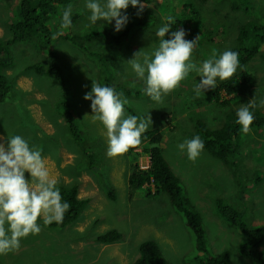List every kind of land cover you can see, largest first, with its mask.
Instances as JSON below:
<instances>
[{"label": "rangeland", "instance_id": "374dc122", "mask_svg": "<svg viewBox=\"0 0 264 264\" xmlns=\"http://www.w3.org/2000/svg\"><path fill=\"white\" fill-rule=\"evenodd\" d=\"M175 2L174 16L180 15L185 2H194L202 7L204 13H208V27L212 28L209 24L224 25L225 38L217 36L213 43H227L225 48L219 49L218 45L209 47L198 36L195 38V47H199V51H193L194 60L203 58L204 53L219 58L220 53L233 47L236 27L245 20V15L248 16L243 12L232 11L229 7L231 4L227 1ZM162 3L161 0H150L149 4H145L144 11L155 12L160 20L167 22L168 16L165 15ZM69 4L73 6L75 14L73 26L61 29L59 23L62 9ZM17 7L21 9L18 0H0V41L10 36V24L18 21ZM48 9L53 13L49 24L53 27L55 36L41 32L29 41L15 42L9 46L8 54L13 58V64L8 68H0V73L11 81V94L7 101L0 104V139L6 145L8 138L13 135L24 137L30 146L41 151L52 178L58 181L57 186L77 182L78 196L87 197L90 202L75 221L62 227L41 226L38 234H29L23 238L18 250L0 254V264H129L140 256L139 245L148 239L158 244L163 264H204L206 257L223 251L229 253L232 264H257L253 258L246 257L239 250V243L244 236L236 226L219 215L216 201L239 210L248 227L264 225V125L251 129L247 134L239 130L236 140L239 150L232 157L235 160L232 167L224 165L218 158H212L205 148L195 161L189 160L186 151L179 150L177 146L196 135V120L204 121L209 128L216 127L219 122L221 124L225 121L226 114L236 112L244 103L254 100L259 105L264 100V56H254L245 66L255 75V94L245 96L247 102L223 93L226 98L232 96L235 101L229 100V107H220L209 90L197 95L195 87L200 82V77L190 72L188 80H184L187 85L181 81L176 89L163 97L164 102L159 104L145 94L143 81L140 85L136 83L140 80L127 62L140 50L150 55L158 47L159 40L154 42L150 38L159 28L153 25L151 17L142 18L144 15L140 14L138 16L142 18L144 26L136 24V15L134 16L130 6L127 14L134 19L130 34L111 46L104 41H111L109 39H114L117 34L114 31V21L112 25L102 22L90 25L84 0H67L66 4H56ZM184 17L186 19L187 15ZM6 19L11 22H5ZM189 22L185 27L179 24L176 27L186 30L191 25ZM95 30L101 33L91 44L84 42L85 51L63 38L66 34L82 37L88 32L95 33ZM146 30L149 34H142ZM186 39L189 40L188 35ZM102 42L110 46L109 54L107 46ZM215 50L218 53L211 54ZM33 64L44 67L42 72L45 73L35 71L31 68ZM50 67L60 71L59 79L47 75ZM120 71L128 75V81L135 82L136 86L142 88L139 95L129 94L124 98L122 93V98L127 100L125 114L142 116L149 113L152 126L160 125L163 128L160 146L164 157L170 169L180 179V184L191 201V207L202 217L206 233L205 253L196 249L194 233L187 226L185 216L175 210L166 193L147 195L148 189L152 193L156 190L153 183L137 188L129 185L132 162H137L138 167L140 164L144 169L150 165L151 159L143 141L136 146L137 150L132 156L129 155L133 151L131 149L115 157L107 154L106 129L99 121L93 120L91 101L85 100L84 96L91 91L93 81L102 85L111 84V79L115 78L113 75H116V80H125L124 77H118ZM187 95H193L197 103L202 105L197 109L202 112V117L181 110L185 106ZM37 99L40 101L36 102ZM130 105L134 109L129 108ZM166 105L172 110L171 114H162ZM257 109L264 113V107ZM57 114H64L65 117L61 118ZM65 119L73 121L82 145ZM81 147L89 153L94 165L91 169L86 167L81 175L73 176L77 177L74 179L69 175V166L77 163L82 166L88 160ZM27 174L25 173V178L30 179ZM109 229H116L121 234L120 239L111 243H99L95 240L98 234ZM249 248L255 254L264 251V238L258 246Z\"/></svg>", "mask_w": 264, "mask_h": 264}, {"label": "trees", "instance_id": "16d2710c", "mask_svg": "<svg viewBox=\"0 0 264 264\" xmlns=\"http://www.w3.org/2000/svg\"><path fill=\"white\" fill-rule=\"evenodd\" d=\"M161 1L163 2L162 6L164 8L165 15L172 16L174 18L172 30L180 29L179 27H176L178 24L181 27H185L187 26V22L190 21V27L186 30L184 29L189 36V40H194L200 36L209 47L218 45L219 49L225 48L227 43H213V40L217 36L221 37L222 39L225 38L224 25L214 26L208 23L212 28L208 27L206 23L208 13H204L202 7L199 4L194 2H185V4L182 5L183 8L181 7L182 9L180 15L174 16L173 14L175 11L173 10V7L176 3L175 0H167L166 2L164 0ZM226 1L231 4L229 7L232 9V11H236L237 13L243 12L248 16L245 15V20L241 21L239 25H237L235 45L229 48L230 50L236 51L238 53L240 61L239 71L234 75V77L226 81H220L216 89L209 90V92L212 93V97L214 98L215 102L218 103L220 107H229L231 106L229 100L235 101L232 96L226 98L225 95H234L235 98H240L241 100H244V102H247L245 96H254L255 75L252 71L246 69L245 66L254 56L258 54L264 56V0H219V2L223 3H226ZM66 3L67 0H18V4H20L21 7L20 10L17 7L18 21L10 24V36L3 41H0V68L2 66L8 68L11 66V64H13V58L8 56V54L10 53L9 46L15 42L29 41L41 32L50 36H55L53 27H50L49 24L53 13L48 8L56 4ZM149 3L150 0H144V4ZM133 11L134 16L136 15L135 23L140 24V26H144V22L141 20L143 17H151L152 22L154 23L153 25L158 27L166 23L160 20L155 12L143 11L142 14L144 16H142L140 19V16H138L136 12L137 9L133 8ZM216 14H213V16ZM184 15H187L186 19ZM74 19L75 17L72 16L73 22ZM133 20V18H130L127 27L122 31V33H117L118 35L116 34L114 39H109L111 41L104 42L111 44V46L114 43L118 44L123 36L127 37L130 34L133 26L131 23ZM7 21L9 22L10 20L6 19L5 22ZM150 30L151 28H149V31ZM149 31L146 30L142 34L147 35L149 34ZM100 33V31L95 30V33L88 32L82 37H76L72 35L69 36V34H66L63 36V38L66 39V42L70 40L73 44L77 45L78 47H82L85 51L86 49L84 42L91 44L92 41L100 35ZM168 35L169 34H166V39L168 38ZM150 38H153L154 42H158L156 35H153ZM84 39H87V41ZM6 44H8V46ZM100 46L102 47V45ZM105 46H107V52L109 54L111 52V48L109 45L105 44ZM193 51L198 52L199 47H195ZM202 53H204V51H202ZM214 53H218V51L215 50L211 52V54ZM203 55L204 59L206 57H209L208 59L214 57L209 55L207 56L205 53ZM203 58H195L194 62L199 64L203 61ZM31 68H33L38 73H45L42 72L44 67L38 66L36 64L31 65ZM47 73L46 74L48 76H51L54 79H59V70L50 67ZM193 73L196 72L193 71ZM113 76L115 78L111 79V84H107V86L114 88L117 92L124 93V98H127L129 94L133 96L141 94L142 88L136 86L135 82L133 83L128 81V75L123 74L120 71L118 77H124L125 80H116V75ZM136 83L140 85L141 81ZM182 83L187 85V81L183 80ZM10 88L11 81L5 74L0 73V104L4 101H7L9 94H11ZM223 93H225V95H223ZM240 99L239 102L241 101ZM39 101L40 99H37L36 102ZM132 101L134 102L135 100L132 98ZM163 102L164 100L162 103ZM255 102L257 103L258 101ZM201 106L202 105L197 103L196 98L193 95H187L185 106L182 107L181 110L184 112L190 111L195 115L202 117V112L197 111V109ZM129 108L134 109L131 105ZM131 113L135 114L133 111ZM168 113L171 114L172 110H169V106L166 105V107L163 108L162 114L168 115ZM57 115L61 118L65 117L64 114ZM254 116L255 119L250 127L251 129H258L264 125V113L256 108L254 109ZM236 119V112L232 111L226 114L225 121L221 124L219 122L218 126L216 127L209 128L207 127V124H205V122L200 119L196 120L194 124L196 135H199L204 141V148L207 150V152H209L208 154L211 155V157L213 156L220 159V161L228 167H232L234 165L235 160L232 157H234L239 150L236 140L239 136L238 133L241 129V126L236 123ZM65 120H67L69 123V128L74 136L79 138V144H81L80 136L78 135V131L75 128L73 121L70 119ZM14 122L16 121L14 120ZM162 129L163 128L160 125L151 126L150 129L142 136V139H144L143 146L146 152H148L149 158L151 159L150 165L147 169H140L137 162H132L133 164L130 165L128 176L129 185L133 188H137L144 187V185L148 183H153L156 190L154 193H152L148 189L147 195L154 196L155 194L166 193L171 205L175 208V210L182 212L185 216V222L187 226L194 233L196 249L205 253L207 248L205 239L206 233L205 227L202 225V217L195 211V209L191 207V201L185 193L184 188L181 186L180 179L170 169L164 157L163 148L160 146L164 135ZM133 149L134 148H131V150ZM81 150L88 160L87 163L82 166H79V163L69 166V175L74 179L77 177L73 176L81 175V173L86 170V167L87 169H91L94 165L93 159L90 157L89 153L84 151L82 147ZM142 152L144 153V151ZM133 154L134 151L129 152V155L132 156ZM138 154L139 153H136V155ZM93 171L95 173L94 169ZM27 176L30 178L29 174H27ZM58 187L60 188L62 197L64 200H67L70 203L71 207L65 214V218L62 223L56 224L53 222L51 225H44L42 221H40L39 223L43 227H62L69 222L75 221L79 217L81 211L89 203V198H81L78 196L79 183L74 182L70 184H59ZM104 189L106 191V186H104ZM216 207L218 209L219 215L227 220L231 225L236 226L244 236V239L239 243V250L241 253L246 257L253 258L257 264H264V251L255 254V251L249 248V246H258L261 243V240L264 238V225L249 228L246 222L243 220L241 212L233 206L221 205L220 201H216ZM120 237L121 234L116 229H109L104 233L98 234L95 240L99 243H111L117 241L120 239ZM139 251L140 256L129 264H163L159 256V246L154 240H144L139 245ZM204 264H232V261L230 259L229 253L227 251H223L215 256L206 257Z\"/></svg>", "mask_w": 264, "mask_h": 264}, {"label": "clouds", "instance_id": "9594fccd", "mask_svg": "<svg viewBox=\"0 0 264 264\" xmlns=\"http://www.w3.org/2000/svg\"><path fill=\"white\" fill-rule=\"evenodd\" d=\"M84 4L89 12L90 25H98V22L112 25L114 21L116 33L127 27L130 20L127 9L130 6L137 9V15L142 14L145 9L144 0H84ZM72 16L73 6L69 4L62 9L59 27L70 29L73 26ZM173 21L174 18L168 16L167 22L155 31L159 43L150 55L140 50L127 61L136 78L144 82L145 94L157 103H162L163 97L176 89L190 72L195 71L200 77V82L195 87L199 95L216 89L220 81L234 77L240 66L238 53L230 49L220 53L219 58L214 56L199 64L194 62L193 50L197 39H185L187 32L183 28L172 30ZM166 34H169L167 39ZM122 96L114 88L95 81L91 91L84 96L85 100L91 101L93 120L99 121L106 129L107 154L110 157L125 154L131 148L135 152V147L144 140L142 136L152 126L149 113L142 116L126 115L127 100ZM257 107H264V100L259 105L251 100L236 111V123L245 134L251 131L250 126L255 119L254 109ZM1 141L2 138L0 254H7L18 250L21 240L29 234H38L41 231L40 221L44 225L62 223L71 205L62 197L58 181L52 178L40 150L30 146L29 141L20 135L8 138L6 145ZM177 147L186 151L189 160L195 161L205 144L199 135H195L191 139H185ZM142 167L139 164V168L144 169ZM25 173L30 175V179L25 178Z\"/></svg>", "mask_w": 264, "mask_h": 264}]
</instances>
